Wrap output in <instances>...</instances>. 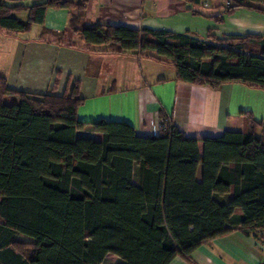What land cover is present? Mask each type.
Returning a JSON list of instances; mask_svg holds the SVG:
<instances>
[{
  "label": "trees",
  "instance_id": "16d2710c",
  "mask_svg": "<svg viewBox=\"0 0 264 264\" xmlns=\"http://www.w3.org/2000/svg\"><path fill=\"white\" fill-rule=\"evenodd\" d=\"M191 2L203 14L202 0ZM263 4L233 0L224 13L264 14ZM52 7L71 12L70 26L88 48L167 58L188 85L264 90L258 32L201 40L166 29L89 26L86 0H0V32H29ZM222 15L216 22L224 23ZM7 94L17 101L7 103ZM84 100L79 82L70 93H32L10 89L0 74V264H102L109 253L124 264H170L236 229H264V125L252 116L242 131L198 138L159 113L160 134L144 136L126 121L80 120ZM87 125L101 137L78 135ZM238 208L243 216L233 228Z\"/></svg>",
  "mask_w": 264,
  "mask_h": 264
},
{
  "label": "crops",
  "instance_id": "0c3cea01",
  "mask_svg": "<svg viewBox=\"0 0 264 264\" xmlns=\"http://www.w3.org/2000/svg\"><path fill=\"white\" fill-rule=\"evenodd\" d=\"M4 1L11 6H31L44 0ZM225 7L224 0H210L209 6L201 9L203 14H196L191 0H86L85 24L166 29L201 40H208L209 33L222 39L247 32L264 34L263 15L245 9L225 14ZM219 13H223L224 23L214 19ZM13 15L29 18L28 11ZM70 19L68 9L52 7L44 24L34 25L29 32H0V74L7 78L10 89L60 95L70 93L79 82L85 98L78 109L80 120L126 121L144 136L160 134L156 127L159 113L170 115L187 136L198 138L242 131L251 116L264 125V90L238 82L219 88L181 83L167 58L112 53L105 45L88 48L72 30ZM257 130L261 133V128ZM77 133L101 137L89 125ZM200 147L202 150L201 143ZM201 173L200 168L199 178ZM242 216L243 211L236 209L231 227H239ZM190 257L177 256L170 264H260L264 260V229L250 234L236 229L199 247ZM124 263L111 253L102 262Z\"/></svg>",
  "mask_w": 264,
  "mask_h": 264
},
{
  "label": "built area",
  "instance_id": "2783aa9c",
  "mask_svg": "<svg viewBox=\"0 0 264 264\" xmlns=\"http://www.w3.org/2000/svg\"><path fill=\"white\" fill-rule=\"evenodd\" d=\"M210 0H202V4L204 6H209ZM233 3V0H225V6L228 7ZM163 126V122L162 119H160V116L158 117V120L156 122V127L161 130ZM260 264H264V260L260 263Z\"/></svg>",
  "mask_w": 264,
  "mask_h": 264
},
{
  "label": "rangeland",
  "instance_id": "374dc122",
  "mask_svg": "<svg viewBox=\"0 0 264 264\" xmlns=\"http://www.w3.org/2000/svg\"><path fill=\"white\" fill-rule=\"evenodd\" d=\"M225 1V0H224ZM262 7L264 8V4L262 5ZM245 9V8H244ZM247 10V9H245ZM261 14V13H260ZM264 16V14H261ZM18 97H16L15 95H12V94H7L6 97H5V101L7 103H12V102H15V99L17 100Z\"/></svg>",
  "mask_w": 264,
  "mask_h": 264
}]
</instances>
